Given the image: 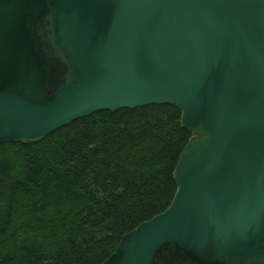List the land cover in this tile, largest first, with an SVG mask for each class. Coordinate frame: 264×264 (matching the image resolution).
I'll return each instance as SVG.
<instances>
[{
	"label": "water",
	"instance_id": "1",
	"mask_svg": "<svg viewBox=\"0 0 264 264\" xmlns=\"http://www.w3.org/2000/svg\"><path fill=\"white\" fill-rule=\"evenodd\" d=\"M149 105L177 192L102 264H264V0H0V144Z\"/></svg>",
	"mask_w": 264,
	"mask_h": 264
},
{
	"label": "trees",
	"instance_id": "2",
	"mask_svg": "<svg viewBox=\"0 0 264 264\" xmlns=\"http://www.w3.org/2000/svg\"><path fill=\"white\" fill-rule=\"evenodd\" d=\"M174 105L101 111L0 144V264H102L163 213L192 138Z\"/></svg>",
	"mask_w": 264,
	"mask_h": 264
}]
</instances>
